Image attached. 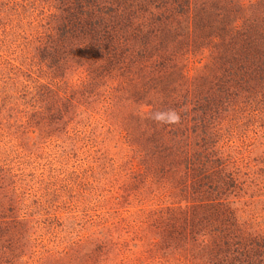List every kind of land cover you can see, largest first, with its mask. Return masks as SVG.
<instances>
[{
	"label": "trees",
	"instance_id": "16d2710c",
	"mask_svg": "<svg viewBox=\"0 0 264 264\" xmlns=\"http://www.w3.org/2000/svg\"><path fill=\"white\" fill-rule=\"evenodd\" d=\"M23 1L54 9L31 61L58 81L25 103L33 127L127 105L122 192L173 201L132 231L135 264H264V156L232 145L263 122L264 0ZM11 172L0 162V264H58L38 255Z\"/></svg>",
	"mask_w": 264,
	"mask_h": 264
},
{
	"label": "rangeland",
	"instance_id": "374dc122",
	"mask_svg": "<svg viewBox=\"0 0 264 264\" xmlns=\"http://www.w3.org/2000/svg\"><path fill=\"white\" fill-rule=\"evenodd\" d=\"M53 13L52 5L39 1L0 0V162L21 176L16 188L26 213L19 214L37 221L42 259L135 264L144 248L131 241L132 231L145 214L173 201L143 190L122 192L129 180L130 149L121 139L127 105L119 103L110 117L95 103L43 133L24 114L35 87L58 81L31 61L35 38ZM238 139L232 145L245 156H264V114L262 123L248 128V147Z\"/></svg>",
	"mask_w": 264,
	"mask_h": 264
},
{
	"label": "clouds",
	"instance_id": "9594fccd",
	"mask_svg": "<svg viewBox=\"0 0 264 264\" xmlns=\"http://www.w3.org/2000/svg\"><path fill=\"white\" fill-rule=\"evenodd\" d=\"M161 115L157 114L156 115V119H160ZM168 123H178L179 122V115L177 113H175L174 111H170L169 113V118L166 121Z\"/></svg>",
	"mask_w": 264,
	"mask_h": 264
}]
</instances>
